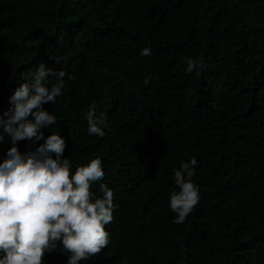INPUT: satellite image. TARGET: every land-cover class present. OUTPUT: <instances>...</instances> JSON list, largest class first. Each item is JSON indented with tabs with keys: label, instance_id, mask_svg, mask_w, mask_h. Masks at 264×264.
<instances>
[{
	"label": "trees",
	"instance_id": "trees-1",
	"mask_svg": "<svg viewBox=\"0 0 264 264\" xmlns=\"http://www.w3.org/2000/svg\"><path fill=\"white\" fill-rule=\"evenodd\" d=\"M0 264H264V0H0Z\"/></svg>",
	"mask_w": 264,
	"mask_h": 264
}]
</instances>
